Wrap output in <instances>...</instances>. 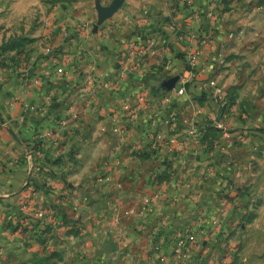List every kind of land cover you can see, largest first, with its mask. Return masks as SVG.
Segmentation results:
<instances>
[{"label": "crops", "instance_id": "obj_1", "mask_svg": "<svg viewBox=\"0 0 264 264\" xmlns=\"http://www.w3.org/2000/svg\"><path fill=\"white\" fill-rule=\"evenodd\" d=\"M132 28L131 44L136 46L141 30ZM98 32L105 29L99 27ZM65 39L69 44L74 40ZM193 46L181 47L178 56L170 57L172 72L144 62L138 68L117 62L111 74L106 65L94 66L114 88L97 94L96 102L89 101V87L83 84L81 103L50 108L46 95L50 91L41 84L46 78L33 79L30 86L25 83L15 100L0 94V264H127L126 257L138 259L137 252L148 246L145 233L135 231L141 222L150 231L180 203L197 202L208 182L224 173L235 174L231 161L243 162L247 153L236 155L233 148L246 142L240 138L244 127L259 126L248 128L246 114H239L242 120L233 114L231 98L225 106L224 97L210 86L216 81L222 94L228 92L217 72V56L203 43L201 52L194 50L196 43ZM53 47L45 46L44 53L51 58L40 60L41 66L53 61L55 70L60 65L71 69L74 60L67 48L53 58ZM84 59L97 60L95 55ZM173 74L178 76L173 90L162 92L152 85L151 77L169 79ZM52 126L61 129V137L57 129L50 131ZM230 126L235 132H229ZM150 131L157 139H149ZM46 136H51L47 145L51 154L71 153L65 167L53 162L41 175L36 162L41 148L34 141ZM236 139L240 143L233 144ZM248 139H264V132ZM201 177L206 178L201 182ZM64 216L79 218L77 227L95 223V232H68L74 223H67ZM109 237L110 247L104 243Z\"/></svg>", "mask_w": 264, "mask_h": 264}, {"label": "rangeland", "instance_id": "obj_2", "mask_svg": "<svg viewBox=\"0 0 264 264\" xmlns=\"http://www.w3.org/2000/svg\"><path fill=\"white\" fill-rule=\"evenodd\" d=\"M132 26L141 30L136 46L131 44ZM99 27L105 32L99 34ZM65 37L74 40L69 44ZM195 43L196 52L208 49L217 56V72L228 92L222 94L221 84L211 81L215 93L224 97L225 106L228 98L233 100L232 113L240 118L239 114H246L240 120L248 128H259L242 130L240 138L246 142L233 151L236 155L245 152L247 158L231 161L235 174L224 173L208 182L205 192H198L201 198L197 202L180 203L179 209L166 213L164 223L150 231L141 222L135 231L145 233L148 246L137 252L138 259L125 260L127 264H264V139H248L255 132H264V0H0V94L15 100L25 83L30 86L33 79L46 78L41 84L50 91L46 94L50 108L81 103L78 96L83 84L89 87V101L96 102L97 94H109L114 88L111 81L107 86V79L94 66L106 65L111 74L117 62L137 68L144 62L149 68L161 66L163 72H172L170 57L178 56L181 47L192 49ZM202 43L205 49L199 47ZM47 44L54 46L53 58L59 53L62 56L66 48L72 55L73 67L67 75L59 76L53 61L44 67L39 63L51 58L44 53ZM84 55H95L97 60L86 61ZM165 80L159 75L151 77L154 88L162 92L169 91L162 88ZM253 117L256 122L250 123ZM233 127L229 132H235ZM49 129L58 130L61 137V129ZM154 133H147L149 139H157ZM48 139L51 136L34 141L41 148L36 159L41 175L53 162L65 167L71 153L51 154ZM72 204L74 208V201ZM64 219L74 223L68 230L71 233L95 232L97 226L81 223L77 227L79 218ZM16 229L22 231L18 225ZM105 231L110 234L111 228L106 226ZM104 243L110 247V237ZM128 246L124 241L123 247Z\"/></svg>", "mask_w": 264, "mask_h": 264}, {"label": "water", "instance_id": "obj_3", "mask_svg": "<svg viewBox=\"0 0 264 264\" xmlns=\"http://www.w3.org/2000/svg\"><path fill=\"white\" fill-rule=\"evenodd\" d=\"M178 78H170L163 82L162 88L165 90H170L174 87L175 83L177 82Z\"/></svg>", "mask_w": 264, "mask_h": 264}, {"label": "built area", "instance_id": "obj_4", "mask_svg": "<svg viewBox=\"0 0 264 264\" xmlns=\"http://www.w3.org/2000/svg\"><path fill=\"white\" fill-rule=\"evenodd\" d=\"M70 68H66L65 66L63 65H60L58 68H57V74L59 75H67L68 72H69ZM39 216H42V213L40 212L39 213Z\"/></svg>", "mask_w": 264, "mask_h": 264}]
</instances>
